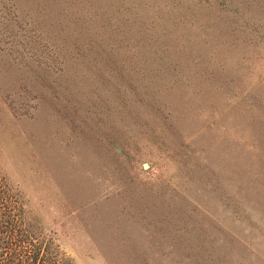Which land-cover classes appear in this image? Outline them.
I'll return each mask as SVG.
<instances>
[{
	"label": "rangeland",
	"instance_id": "obj_1",
	"mask_svg": "<svg viewBox=\"0 0 264 264\" xmlns=\"http://www.w3.org/2000/svg\"><path fill=\"white\" fill-rule=\"evenodd\" d=\"M0 169L74 264H264V0H0Z\"/></svg>",
	"mask_w": 264,
	"mask_h": 264
},
{
	"label": "trees",
	"instance_id": "obj_2",
	"mask_svg": "<svg viewBox=\"0 0 264 264\" xmlns=\"http://www.w3.org/2000/svg\"><path fill=\"white\" fill-rule=\"evenodd\" d=\"M0 264H74L0 169Z\"/></svg>",
	"mask_w": 264,
	"mask_h": 264
}]
</instances>
